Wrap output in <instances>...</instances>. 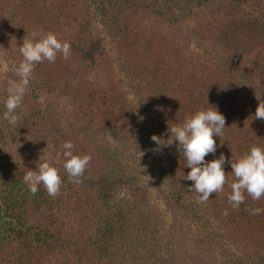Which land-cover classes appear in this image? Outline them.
<instances>
[{
	"label": "trees",
	"instance_id": "16d2710c",
	"mask_svg": "<svg viewBox=\"0 0 264 264\" xmlns=\"http://www.w3.org/2000/svg\"><path fill=\"white\" fill-rule=\"evenodd\" d=\"M167 4L180 10L175 21L158 9ZM111 8L105 0H0L1 76H17L19 48L33 32H52L72 45L67 60L58 55L37 64L28 86L61 190L55 198L41 187L31 194L15 176L21 152L0 156V264H173L181 245L189 247L190 264H264V212L248 211L264 209V199L248 197L233 209L225 185L197 203L177 145L158 146L165 163L152 176L181 228L174 247L163 215L138 198L141 160L106 144L137 118L114 81L120 60L147 90L157 136L166 140L168 126L214 106L226 128L206 161L221 153L235 161L254 145L264 147V123L247 100H264V0H114ZM196 9L199 32L214 41L208 50L222 53L219 65L196 56L189 34L178 33ZM65 141L73 142L74 154L92 157L80 184L63 169ZM224 170L232 171L229 162Z\"/></svg>",
	"mask_w": 264,
	"mask_h": 264
},
{
	"label": "clouds",
	"instance_id": "9594fccd",
	"mask_svg": "<svg viewBox=\"0 0 264 264\" xmlns=\"http://www.w3.org/2000/svg\"><path fill=\"white\" fill-rule=\"evenodd\" d=\"M31 35L32 39L24 38L19 48L23 58L17 68L19 79L10 81L7 97L2 101L6 109L3 119L13 127L21 119L17 109L22 108L36 65L45 61L54 63L58 55L67 60L72 51L69 42L61 41L52 32H33ZM254 118L264 120V100H260ZM225 123L224 115L213 106L195 112L182 124L168 126L169 135L166 140L155 134L151 136V140L158 146H172L174 143L177 145V150L186 162L185 167L191 169L185 179L194 182L190 191L198 193L197 203L207 202L213 193H223L225 185H228L231 191L227 199L231 207L236 209L245 203L248 197L253 201L264 199V147L254 145L235 161L232 158L227 161L223 153L217 159L206 161L207 155L215 154L217 145L214 137L222 136L226 128ZM61 147L64 149L63 169L68 179L74 184L82 183L83 178H86L84 173L92 160L91 155L74 154L75 146L72 141H65ZM60 155L58 153L57 157ZM226 162L230 163L232 169L228 174L224 170ZM59 173L60 169L49 160L40 158L36 169L27 171L23 180L31 194L35 195L43 185L48 195L55 198L59 195L63 183ZM248 211L250 215H260L264 209L249 208ZM224 214L227 215V210Z\"/></svg>",
	"mask_w": 264,
	"mask_h": 264
},
{
	"label": "rangeland",
	"instance_id": "374dc122",
	"mask_svg": "<svg viewBox=\"0 0 264 264\" xmlns=\"http://www.w3.org/2000/svg\"><path fill=\"white\" fill-rule=\"evenodd\" d=\"M105 1L109 5V10H112L111 5L114 3V0ZM161 4H165V2H161ZM167 5L171 8L165 5H159L158 9L160 12H165L172 21H175L181 16L180 10L178 7H172L170 4ZM199 18L200 11L196 9L184 19V27L178 29V33L185 35L189 34L187 44L196 56L205 58L209 62L219 65L217 59L222 57V53L219 49H213V52L208 50L211 48V45H214V41L203 37L199 32ZM185 29H187V32ZM205 47H208V51H206ZM111 54L114 58L119 59L115 54ZM213 54H215V56ZM114 69V81L121 89L125 98L133 105L137 118L134 126L115 138L107 140L106 144H108L112 151H121L129 155L131 154L136 157V159L141 160L142 171L139 187L141 196L138 195V198L142 197L147 204L152 205L163 215L165 227L168 233L173 234L174 247H176L175 245L180 242L182 235L180 225L177 219L172 216L171 212L166 209V205L156 188L152 176L156 173L157 169L162 167L165 163L164 152L151 140L153 134L157 135V113L149 99L146 98L147 90L141 87L142 83L136 77L135 73L128 68L126 69V66H124V63L120 60H118ZM6 76H8V79ZM6 76L0 75V87H2L0 91V156H2V154H15V150L21 152L19 154L21 155V166L15 176L24 181L23 177L25 173L29 170H35L36 164L40 158L41 160H48L44 141H42V137L45 136L47 130L44 124L40 122L33 113L36 107L28 97L30 94L29 87L24 96L22 108L17 109V114L21 116L19 123L13 127L3 119V114L6 109L2 101L7 97L9 83L10 81L19 79L18 76L11 72ZM128 76H130V78ZM247 100L250 109L255 113L260 100L255 99L252 95H250ZM261 121L264 123V120ZM16 158L13 159V161H16ZM40 187L44 188L43 185ZM5 217L6 215L3 216V220H8V218ZM188 248L183 245L178 247L170 261H173V264H190L191 257L188 255ZM215 256L218 257V253H216Z\"/></svg>",
	"mask_w": 264,
	"mask_h": 264
}]
</instances>
